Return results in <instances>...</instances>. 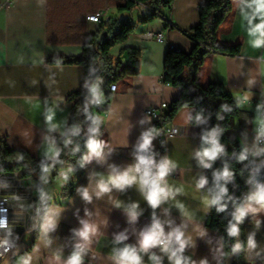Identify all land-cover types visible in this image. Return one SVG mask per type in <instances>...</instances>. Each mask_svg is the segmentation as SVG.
<instances>
[{
	"label": "crops",
	"instance_id": "0c3cea01",
	"mask_svg": "<svg viewBox=\"0 0 264 264\" xmlns=\"http://www.w3.org/2000/svg\"><path fill=\"white\" fill-rule=\"evenodd\" d=\"M119 1L13 0L9 7L0 8V141L10 148L27 150L38 159L58 156L57 137L65 133L73 106L68 96L82 86L84 66L50 63L48 59L80 56L85 39L110 18L137 20L142 10L119 11ZM203 1L174 0L171 8L164 10V19L138 23L125 42L112 48L111 53L124 61L123 47L138 49L140 71L113 92L106 110L91 107L94 126L106 131V145L100 157L92 156L86 161V173L76 182L71 196H60L63 179L49 172L51 182L56 184L54 193L44 192L34 203L35 193L43 189L34 184L36 178L29 183L27 178L13 173H0V203L8 198L11 232L14 237L20 236L19 241L29 244L34 225L31 211L48 203L32 248L18 254L16 264H68L77 246L83 247L81 264H118L117 254L125 247L137 250L141 264H175L162 246L140 250L141 234L155 221L162 224L165 237L177 228L184 233L185 247L178 253L182 264H225V249L218 232L206 227L210 211L206 201L211 199L207 183L203 188L197 186L201 177L207 180V168L197 153L201 152L198 143L208 120L201 118L191 123L193 108L182 107L171 120L181 133L162 145L158 133L149 132L154 121L145 112L147 106L171 102L180 94L179 87L162 81L164 57L170 47L185 51L192 48L193 41L185 31L198 23V5ZM236 2L232 29L224 37L241 36L240 53L211 55L199 75L202 81H220L242 110L239 124L243 127L237 126L229 134L254 162L247 182L248 196L257 184L264 185V142L258 141L260 134L256 130L264 123V42L258 31V26L264 24V11L260 10V0ZM98 10H104L101 22L86 19ZM168 22L170 26H166ZM160 33L163 40H158ZM92 91H96L94 84ZM145 133L151 134V144L147 151L140 152ZM138 155L151 157L156 164L164 159L172 164L165 177L171 194L158 207H151L146 200L139 184L140 174L130 186L111 187L109 192L97 195L102 181L134 167ZM85 190L90 200L83 197ZM133 205L137 206L135 220L130 215ZM247 215L244 244L236 264H264V210ZM47 216L53 219L54 227L45 231ZM84 223L95 228L87 241L78 235ZM27 231L28 239L24 237ZM121 236L124 239H119ZM250 238L254 247L249 245ZM170 247L175 250L178 245L173 241Z\"/></svg>",
	"mask_w": 264,
	"mask_h": 264
},
{
	"label": "trees",
	"instance_id": "16d2710c",
	"mask_svg": "<svg viewBox=\"0 0 264 264\" xmlns=\"http://www.w3.org/2000/svg\"><path fill=\"white\" fill-rule=\"evenodd\" d=\"M174 0H120L117 3L119 11H133L141 9L137 20L108 19L106 25L93 32L84 41V51L80 56H59L48 59L50 63L81 64L84 66V80L82 86L68 96L73 102L65 133L57 137L59 153L55 159H38L24 149L10 148L0 141V173L22 174L31 182L34 173L44 174L55 172L63 179L60 190L61 197H69L74 193L76 182L86 173L85 156L90 155L88 149L89 139H95L106 145V131L104 128L94 126L95 100L101 98L103 110L107 109L113 92L120 90L125 81L137 75L140 71V51L133 47H123L121 53L126 52V61L114 56L112 48L125 42L134 31L138 23H147L155 18L164 19V10L172 6ZM236 0H205L198 5L199 21L185 31L193 41L189 51L170 47L164 57V72L162 81L181 89L180 94L171 101V108L167 112L164 123H168L176 113L185 106H190L193 111L190 116L191 123L199 119L208 120V125L202 129L198 149L202 151L211 146L212 134L223 151L213 161H208L211 167L206 169L207 186L211 199L219 193V187L227 188V193L222 197L221 203L226 205L224 211H217V205H210L206 220V227L218 232L224 249L225 256L235 249L237 242L241 243V250L234 259L233 264L239 259L243 244L244 230L248 215L237 224L239 233L229 235L231 224L236 223L233 213L236 208L244 203V191L252 173L246 162L248 154L241 143L229 134V130L242 126V110L237 100L220 81H202L199 75L201 67L206 60L215 53L226 55L239 54L242 47V38H225L224 35L232 29L236 12ZM166 26H170L169 22ZM95 85V94L91 98L87 92V82ZM116 84V89H109L111 84ZM237 123L239 125H237ZM160 125L154 123L149 132H156ZM245 126V125H244ZM96 129L95 132L91 131ZM246 152V158L240 160V155ZM227 167L232 176L215 180V173L222 172ZM47 168V171H45ZM248 172V177L243 173ZM66 177V178H65ZM36 187H42L35 180ZM36 199L34 198V203ZM48 203H41L36 208L35 222L32 228L33 235L25 251L32 248L38 231L39 220L46 211ZM15 259L14 264H16Z\"/></svg>",
	"mask_w": 264,
	"mask_h": 264
},
{
	"label": "clouds",
	"instance_id": "9594fccd",
	"mask_svg": "<svg viewBox=\"0 0 264 264\" xmlns=\"http://www.w3.org/2000/svg\"><path fill=\"white\" fill-rule=\"evenodd\" d=\"M260 10L264 11V0H260ZM258 31H261V34L264 35V24L258 26ZM51 118V116L48 117L49 120H51ZM91 131L95 132L96 129H92ZM142 141L143 142L139 145V151L145 152L149 149L151 144V134H143ZM88 149L90 155L84 157V160L86 161L90 160L92 156L100 157L102 154V144L95 139H89ZM222 151V146L214 138V134H212L211 146L203 149L201 152H198L197 155L200 158L201 164L207 168L211 167V165L206 161L215 160L218 154H220ZM245 158L246 152L240 155V160H244ZM137 160L138 163L134 167L129 168L122 173L110 176L106 182L102 181L98 185L97 195L109 192L111 187L123 189L126 186H130L137 182L136 174H140L139 184L141 190L145 193L146 200L151 205V207H158L160 203L171 194L170 190L167 188L165 177L171 171L172 164L167 159H164L159 164H156L151 157L145 155H138ZM153 168H155V172H153ZM45 171H47V168H45ZM231 176L232 173L227 167H225L222 172L215 173V180L218 183L221 179L227 180ZM206 183L207 180L201 177L197 186L198 188H203ZM226 193L227 188L220 186L219 193L206 202L209 205H217L218 212L224 211L226 205L222 204L221 200ZM82 195L86 200L91 199L87 190H85ZM253 205H258L259 207H254ZM136 207V205H133L132 209L130 210V215L133 220H135L137 216L135 211ZM261 210H264V185L257 184L255 191L251 192L245 199L244 203L240 204L233 213V218L236 223L231 224L229 228V235H238L239 228L237 227V224L241 223L248 213H257ZM5 226V222L0 221V228ZM51 227H54V221L50 216H47L45 218V223L43 224V229L46 231ZM94 231V226L84 223L83 229L78 233V235L83 240L87 241L90 234ZM183 236L184 233L179 228H177L170 232L167 237H165L162 224L159 221H155L148 230L141 234L140 250L147 251L149 248L162 246L163 251L170 252V259H174L175 264H182V259L178 253L182 252L185 247L186 242L183 239ZM119 239H124V237L121 236ZM173 241H175V243L178 245L175 250L170 247ZM7 245V239L0 241V247H4L5 251L8 250L6 247ZM249 245L251 247L255 246L251 238L249 239ZM235 247L238 248L240 245L237 244ZM82 251L83 247L77 246V251L70 257L68 264H81ZM116 258L118 260V264H141V258L138 255L137 250L131 247H125L124 249L120 250ZM24 264H28V261H24Z\"/></svg>",
	"mask_w": 264,
	"mask_h": 264
},
{
	"label": "built area",
	"instance_id": "2783aa9c",
	"mask_svg": "<svg viewBox=\"0 0 264 264\" xmlns=\"http://www.w3.org/2000/svg\"><path fill=\"white\" fill-rule=\"evenodd\" d=\"M13 0H2L0 2V8L2 7H9L12 4ZM104 15V10H98L95 11L89 15L86 16V19L93 22H101ZM158 40H163V34H158ZM261 40L264 42V35L261 34ZM109 89L111 91H114L116 89V84H111ZM94 108L98 111H103V102L101 98H97L95 100V106ZM171 108V102L167 101H161L160 104L157 106H147L145 108V112L149 114L154 123H158L160 126L157 129V133L160 137V141L162 145H166L168 139L175 137L179 133H181L180 127L173 123L168 122L164 123L165 116L167 112ZM257 132L260 134V137L258 141L260 143L264 142V123H261L257 125L256 127ZM247 166L252 170L254 168V162L253 160L248 157ZM174 174L177 173V171H173ZM244 177H248V172L243 173ZM243 197H247V190L244 191ZM11 212L12 209L9 204L8 198H4L3 201L0 203V221L5 222V227L0 228V241H3L5 239L8 240V245L6 246L8 248L7 251H5L4 247H0V264L4 260V258L7 256V254L12 250L14 245H16L19 242L20 236L14 237L11 232Z\"/></svg>",
	"mask_w": 264,
	"mask_h": 264
},
{
	"label": "rangeland",
	"instance_id": "374dc122",
	"mask_svg": "<svg viewBox=\"0 0 264 264\" xmlns=\"http://www.w3.org/2000/svg\"><path fill=\"white\" fill-rule=\"evenodd\" d=\"M87 84H89V87L87 86V92H88L89 96L91 98H93L94 97V94H95L92 91L93 82L88 81ZM18 174H14V175H17L18 176ZM33 176L36 178V180L38 181V183L40 185H42V187H43L42 190H40V191L38 190V192L35 193V197L34 198L36 199V197H37V202H38V200H40V198L42 197V195H43L44 192L45 193H48V194L49 193L50 194L54 193V190L56 188V184L54 182L53 183L51 182L52 181V175H51V173H49V172H45L44 174L34 173ZM37 206H39V205H37ZM35 213H36V209H34V210L31 211L32 217L35 216ZM24 237L27 238V239L29 238V232L28 231H27V234Z\"/></svg>",
	"mask_w": 264,
	"mask_h": 264
},
{
	"label": "water",
	"instance_id": "95a60500",
	"mask_svg": "<svg viewBox=\"0 0 264 264\" xmlns=\"http://www.w3.org/2000/svg\"><path fill=\"white\" fill-rule=\"evenodd\" d=\"M21 177H22V174L19 173L18 178H21ZM31 221H32V224H34L35 218L32 217ZM237 244H239L240 247H238V248L235 247V250H233V252H231L227 255V257L225 259V264H233L234 259L239 254V252L241 250V243L237 242L236 245ZM27 246H28V243H26L24 241H19L16 245H14L12 250L7 254V256L4 258V260L1 262V264H14V261H15L17 255L24 252L25 249L27 248Z\"/></svg>",
	"mask_w": 264,
	"mask_h": 264
}]
</instances>
